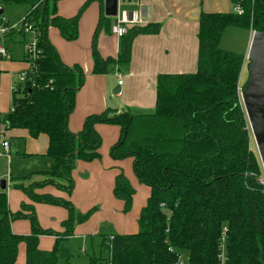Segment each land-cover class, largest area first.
<instances>
[{"label": "trees", "instance_id": "1", "mask_svg": "<svg viewBox=\"0 0 264 264\" xmlns=\"http://www.w3.org/2000/svg\"><path fill=\"white\" fill-rule=\"evenodd\" d=\"M4 1L30 4L25 17L39 33L33 71L13 92L4 119L8 129H26L31 137L46 134L51 165L43 172V180L13 185L29 201L21 202L18 211L9 210L6 192L0 191V264H14L21 243L25 264H71L75 253L69 240L74 227L87 221L95 208L81 213L71 201L36 190L50 185L70 196L77 162L100 158L101 137L95 129L100 123L119 127L121 135L110 147V156L115 160L131 157L138 182L150 192L137 218L138 231L113 233L111 239L102 235L100 250L107 256H88L86 264H176L182 249L188 251L187 264H264V184L258 182L263 169L250 146L240 97L244 56L220 47L229 27L264 30V0H241V14L201 10L195 72L158 74L152 112L116 113L107 108L85 117L77 133L68 130L67 119L84 73L78 65L60 60L47 38L48 28H57L67 41L75 40L81 15L98 1L101 13L91 48L92 73L103 74L111 66L127 65L133 39L159 32L161 24L127 26L119 37L116 57L102 58L96 35L109 21L103 15L102 0H85L70 17L51 12L44 0ZM18 36L23 44L24 34ZM112 192L127 213L136 189L122 172L116 175ZM32 202L63 207L67 216L62 230L42 228ZM17 219L29 221L28 234L11 231L10 222ZM40 235L55 237L50 250L39 248Z\"/></svg>", "mask_w": 264, "mask_h": 264}, {"label": "crops", "instance_id": "2", "mask_svg": "<svg viewBox=\"0 0 264 264\" xmlns=\"http://www.w3.org/2000/svg\"><path fill=\"white\" fill-rule=\"evenodd\" d=\"M85 0H57L54 11L57 15L70 17L76 13ZM103 2V15L109 17L107 25L99 28L96 35V48L102 58H115L119 51L120 40L109 29L117 16L123 11L124 15L135 17L127 26H143L148 23H160L159 32L153 34L137 35L131 44V59L127 65L111 66L107 73H92L91 38L97 27L101 13L98 1L89 4L78 22V36L73 41H67L59 35L52 33V26L47 30V38L55 47L60 60L68 66L78 65L84 73V83L75 95V107L67 119V128L72 133L82 129L85 117L98 114L107 108L121 113L131 111L134 113L152 112L155 108V81L158 74L192 73L197 68L198 52V18L201 10L206 12H223L221 8H214L208 0H130L118 5L116 15L108 16ZM81 3V4H80ZM122 4L126 9L121 10ZM49 10L53 11L49 2ZM51 33V34H50ZM85 33V35L83 34ZM251 33V31H250ZM51 36V39L49 38ZM16 36L10 44V58L3 62V73L0 77L1 93L4 103L2 109L9 110L7 96L10 93V84L18 82L20 73L28 68L24 60L21 40ZM250 39L247 42V56ZM121 84L118 85V80ZM116 87L119 89L116 91ZM3 110H0V112ZM96 131L101 137L99 148L100 158L89 162L78 161L72 171L74 187L70 196L55 188L45 186L36 190L39 194L52 196L71 201L75 209L85 213L95 208L90 218L75 225L72 239H84L100 234L110 236L113 233H135L138 231L137 218L140 209L145 205L150 189L138 182L134 170L133 159L125 157L115 160L110 156V147L120 137L118 126L111 124H96ZM9 139V158L11 154L19 153L14 147L16 142L23 141V156L32 166L25 172L19 171L16 180L9 171V163L4 176L9 174L12 183L6 189L7 204L11 212L20 208L21 202H29L26 195L15 189V183L29 185L39 182L45 177L51 159L46 155L48 136L44 133L31 137L26 129L11 128ZM4 156V155H0ZM31 171V172H30ZM122 172L135 187L131 209L122 212V202L113 196L112 188L116 175ZM30 174V175H29ZM29 175V176H28ZM28 176V178L23 179ZM1 178H4L3 176ZM37 220L42 228L61 231V223L67 216V211L53 204L32 202ZM11 231L15 234L26 235L30 232V223L26 219H17L10 222ZM107 229V232H103ZM101 239V238H100ZM53 235H40L38 246L41 250H50L53 247ZM14 264H25V245L21 243Z\"/></svg>", "mask_w": 264, "mask_h": 264}, {"label": "rangeland", "instance_id": "3", "mask_svg": "<svg viewBox=\"0 0 264 264\" xmlns=\"http://www.w3.org/2000/svg\"><path fill=\"white\" fill-rule=\"evenodd\" d=\"M208 3H210V5L213 6L214 8L216 7L221 8L222 10L220 11L223 12H233V11L235 12V5L232 2V0H208ZM0 6L3 8V16L6 17L12 23L17 21L20 17L24 16L30 9V4L28 3L15 4V3H7L4 0H0ZM126 8H127L126 5L122 4L119 13L122 10H125ZM50 28H52L53 31L52 33L54 34V36L59 35L54 27H50ZM250 31L251 30L242 29L239 27H229L226 29L220 42L221 48L229 51H233L237 54H241L242 56H244V61L241 67V73L239 75V83L240 85L243 84V87L248 78V70H247L248 61L245 57V54H246L247 42L249 39L251 40L252 37L253 31H251V33ZM83 34L85 35V33ZM24 36L26 39L28 38V35H24ZM49 38L51 39L50 35ZM16 40L20 41V37H17ZM92 42H93V38H91V48H92ZM12 85L13 82H11L10 88L12 87ZM12 96H13V92L10 91L6 100L9 105H11ZM0 97L1 98L3 97V93H1V87H0ZM3 100L0 102V110H3L1 111V113L7 112L6 109L5 110L2 109L3 108L2 104L4 103ZM6 133L12 134L13 132L11 129H8ZM21 143H23V141ZM21 143H19L18 141L16 142L14 148L19 153L11 154L10 159L7 158L6 156H0V178L2 176L4 178L6 177L4 176V173L7 170L8 163L10 164L9 171L11 172L12 178L14 180H16L17 177L19 176V171L25 172L27 168H29L30 170L32 169V166H30V164L32 163L29 162V160L23 156V147ZM250 146L258 155L252 134L250 137ZM12 181L13 180L11 179L10 184L12 183ZM259 181H261L264 184V172H262ZM9 187H11V185ZM106 230L107 229L104 230L103 228V232H107ZM100 238L101 236L100 234H98L84 239L78 238L74 240L72 239V241L69 240L71 248L75 253V256L71 259V264H86L88 260V256H92V255L98 256L101 254L103 257L107 256L108 253L106 251L100 250V241H101ZM179 255H180L179 261L176 264H187L188 251L184 249L179 250Z\"/></svg>", "mask_w": 264, "mask_h": 264}, {"label": "water", "instance_id": "4", "mask_svg": "<svg viewBox=\"0 0 264 264\" xmlns=\"http://www.w3.org/2000/svg\"><path fill=\"white\" fill-rule=\"evenodd\" d=\"M49 2L55 9L56 0H44L43 4L47 5ZM117 9V0H105V12L108 16L116 15ZM2 12L3 8L0 6V14ZM246 59L248 78L240 97L264 172V30L253 31ZM118 89L116 87L115 90ZM0 187L5 189L4 179H0Z\"/></svg>", "mask_w": 264, "mask_h": 264}, {"label": "built area", "instance_id": "5", "mask_svg": "<svg viewBox=\"0 0 264 264\" xmlns=\"http://www.w3.org/2000/svg\"><path fill=\"white\" fill-rule=\"evenodd\" d=\"M126 1H130V0H117V3L119 5L121 2H126ZM237 1L238 2L234 4L235 12L241 14L242 13V8L240 6L241 0H237ZM125 13L127 12L123 11L120 16H117L110 27L111 33L118 38L121 37L126 32L127 23H130L135 19V17H132L130 19V17L124 15ZM19 32H22L24 35H28V38L27 39L25 38L22 44L23 56H24V60L28 64V68L20 73L18 77V82L13 84L12 87L10 88V91L12 92H15L18 88V85L23 84L26 81V77L28 73L33 71V68L31 67V63L38 57L37 42H38L39 33L32 27V24L28 22L25 15L12 23L6 17L3 16V12H2L0 14V77L4 71L3 62L9 59L11 55L9 46L14 41V38L18 36ZM11 36H12V40H10ZM117 83L118 85H120L121 79H119ZM10 109L11 106L9 107V110ZM7 112L5 113L0 112V155L9 157V139L6 133L8 128H7V122L4 119V115ZM0 179L5 180V189L2 190L0 187V191L6 192V189L8 188V185H10V180H11L9 174H7L5 178H0ZM109 239H111V236H109Z\"/></svg>", "mask_w": 264, "mask_h": 264}]
</instances>
